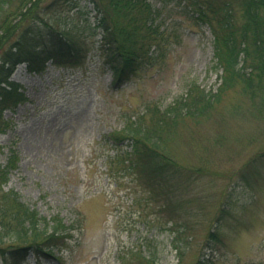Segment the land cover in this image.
Returning a JSON list of instances; mask_svg holds the SVG:
<instances>
[{"label":"rangeland","instance_id":"1","mask_svg":"<svg viewBox=\"0 0 264 264\" xmlns=\"http://www.w3.org/2000/svg\"><path fill=\"white\" fill-rule=\"evenodd\" d=\"M4 1L0 16L10 11L8 19H19L25 4ZM151 3L163 10L156 18L165 27L161 55L119 85L111 81L112 51L92 28L90 0H69L44 14L77 36V53L48 62L42 73L15 67L12 78L25 99L4 111L11 123L0 131V163L9 148L17 154L4 188L17 190L40 214L76 226L69 249L55 251L61 262L46 264H121L120 254L133 247L153 252L156 264H264V98L236 85L163 134L183 180L173 214L115 158L130 141L107 140L147 103L164 109L190 84L211 96L220 83L208 26L174 0ZM168 215L187 224L182 233Z\"/></svg>","mask_w":264,"mask_h":264},{"label":"trees","instance_id":"2","mask_svg":"<svg viewBox=\"0 0 264 264\" xmlns=\"http://www.w3.org/2000/svg\"><path fill=\"white\" fill-rule=\"evenodd\" d=\"M20 1L25 9L20 11L19 19L17 16L8 19L10 11L0 16V131L11 123L4 117V111L14 109L25 99L22 85L11 77L16 65L23 63L27 72L42 73L48 61L63 63L77 53V36L44 16L62 3L67 5L69 0ZM151 1L90 0L92 28L100 31L112 51L109 67L113 85L128 80L137 68L161 55L157 51L161 49L165 27L156 18L163 10ZM4 2L0 0V12ZM174 3L211 31L212 67L221 73L217 91L210 96L203 88L190 84L185 97L164 109L157 103H147L144 111L128 116L122 127L111 131L107 138L115 145L130 141L128 149L115 152V158L125 161L127 168L145 181L154 198L165 200L163 211L169 214L177 211L173 197L183 180L177 176L181 168L165 148L163 134L169 135L183 117L204 113L215 98L218 100L225 90L236 85L250 96L264 98V0H174ZM1 148L0 144V151ZM9 150L6 162L0 163L1 263L61 262L62 256L55 251L69 249L76 226L65 224L58 214L50 217L40 214L21 199L17 190L4 188L10 170L17 163L16 152ZM108 168L111 170L112 165ZM178 220L181 217L168 215L170 226L182 233L187 224H176ZM215 234L210 232L214 239ZM120 256L121 264H156L153 252L137 247Z\"/></svg>","mask_w":264,"mask_h":264}]
</instances>
